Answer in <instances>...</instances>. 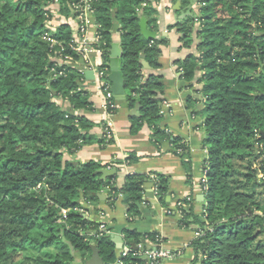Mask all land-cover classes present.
Masks as SVG:
<instances>
[{"label":"trees","instance_id":"trees-1","mask_svg":"<svg viewBox=\"0 0 264 264\" xmlns=\"http://www.w3.org/2000/svg\"><path fill=\"white\" fill-rule=\"evenodd\" d=\"M53 1L65 19L77 14L74 5L86 1L99 28L98 46L107 71L111 29L117 21L124 102L132 112L130 134L146 125L153 144L167 141L191 172L186 142L159 127L161 79L143 75V61L151 70L160 68L159 46L165 44L147 41L140 33L142 17L147 29L156 32L157 0H0V264H73V252L85 264L91 246L104 264H112L117 252L111 229L97 237L100 225L86 219L81 204L98 203L96 195L105 192L112 207L121 196L133 224L149 178L127 175L117 189L115 177L101 180L97 172L117 170L120 161L101 165L66 159L92 142L104 147L112 139L90 136L95 125L79 115L93 106L79 87L80 75L64 62V57L81 59L68 47L70 25L49 29ZM174 1L180 2L176 15H183L173 26L181 47L195 46V54L178 67L190 87L201 86L207 150L205 213L194 214L191 199L179 201L180 227L201 232L191 244L193 263L264 264V199L256 193L261 184L254 167L264 173V161L257 164L258 147L264 146V0ZM194 105L188 98L187 107ZM136 161L128 154L124 162ZM154 192L165 204L168 178L155 175ZM121 233L130 249L120 258L123 264H147L143 254L149 245L164 243L158 234H140L132 227Z\"/></svg>","mask_w":264,"mask_h":264},{"label":"crops","instance_id":"crops-1","mask_svg":"<svg viewBox=\"0 0 264 264\" xmlns=\"http://www.w3.org/2000/svg\"><path fill=\"white\" fill-rule=\"evenodd\" d=\"M177 3H179V6H177ZM154 6L156 10V32H154L156 33V40L164 41L165 44L159 46L160 68L151 70L149 67H143V75L146 77L152 74L161 79L163 94L160 96L162 103L159 127L166 130L173 137L186 142L191 165L190 175L184 168L183 161L172 152L167 141H162L159 146L153 144L150 139L151 130L146 125L136 135L130 134L129 116L132 115V112L127 109L124 97L122 101H118L113 96L114 107L117 110L113 114L106 111L105 99L98 88L97 79L98 70L103 65V57L96 52L95 47H92L87 53L86 58L73 62L70 67L80 75L79 87L88 93L89 101L93 106V111L79 113L95 125L89 131V135L100 140L105 129L103 128L104 125L111 131L110 139H112V143L102 147L96 141L92 142L83 146L73 156H66V159L74 164L94 161L101 165H109L120 161L122 164L116 166L117 170L107 168L116 171L113 177L116 179L115 187L117 189L123 186L124 178L127 175L148 177L149 180L145 186L152 183L150 194H147L148 191L145 189L143 203L140 207V216L133 224L128 223L126 207L121 201V196L117 198L112 207L107 205L105 201L107 198L105 192L101 193L104 199H98V203L88 204L82 202L81 204L83 207L81 211L84 212L86 219L98 225L104 224L111 229L110 237L113 244L115 238L112 236L120 237L121 248L118 249L114 244L117 252L115 260L120 257L122 249L127 247L124 245L121 232L128 227H132L140 234L156 233L164 240L163 248L170 253L171 257L162 264H200L199 262H192L194 252L191 244L196 239V228L194 226L181 228V216L176 209L179 201L191 199L194 214L202 216L205 213L204 183L206 168L204 162L207 158V150L203 146L204 96L199 92L201 86L192 83V87H190L191 83H187L182 79L178 67L179 63L183 62L190 54H195V46L191 48L181 47L180 35L173 28L183 17V15H176V11L180 8V2L157 0ZM49 11L53 15L54 30L62 24H69L72 34L77 32L76 21L71 20V17L69 19L62 17L58 12L56 1H53L49 6ZM118 27L117 21L114 20L111 29L108 71L106 73L108 82L110 61L111 59L120 61L121 56ZM95 32L96 27L91 26L88 29L87 37L93 39ZM202 74L200 71L197 77H201ZM188 98L195 102L194 108L187 107ZM60 103L62 106L67 107L66 102L60 101ZM198 106H201L200 110H198ZM128 154L135 156L137 161L126 164L124 161ZM155 175L168 178L169 193L165 198V204L159 201L154 192ZM73 256L76 264H82V258L78 252H73Z\"/></svg>","mask_w":264,"mask_h":264},{"label":"built area","instance_id":"built-area-1","mask_svg":"<svg viewBox=\"0 0 264 264\" xmlns=\"http://www.w3.org/2000/svg\"><path fill=\"white\" fill-rule=\"evenodd\" d=\"M81 3L83 5H81ZM81 3L73 6L77 14L74 17H71L72 18L71 20L76 21L78 30L75 34H72V39L69 42L68 47L69 49H71V51L81 56V58H86L87 53L92 49V47H95L96 52L102 56L103 51L100 48V46H98L100 45V37L98 36L99 28L92 22V11L89 9V6L86 3V1H81ZM91 26L96 27L95 36L93 39H89L87 37L88 29ZM54 27L55 25L53 22V15H52V21L49 24V29L51 32L55 31ZM44 38L50 41L51 43H55L54 40L51 39L49 34H45ZM64 62H66V64L69 66L73 63L70 57H64ZM102 66L100 67L97 73L98 88L100 89L105 99V103H106L105 108L106 111H108V109H113L115 105L112 101L113 95L111 92V84L106 79L107 69H104ZM59 75H63V73L60 72ZM103 134L106 135V138H110L111 137L110 129L106 128ZM257 155H258L257 164L261 161H264L263 145L258 147ZM254 167L257 169L256 175L258 180L260 182L264 181V173L260 171V167L257 165ZM62 213L65 216L66 211H63ZM260 215L262 214L260 213ZM262 216H264V212ZM103 235L107 236L109 235V232L107 231V227L104 224H101L99 226L97 237H101ZM195 237L196 238L201 237V232H199V230H196ZM156 247H158V249H156ZM129 252L130 249L128 247H124L120 253V257L117 260H115L112 264H123L120 258L127 256ZM143 256L148 261L147 264H162L166 259L171 257L170 253L163 248V243L161 242L154 245H149L148 249H146Z\"/></svg>","mask_w":264,"mask_h":264},{"label":"water","instance_id":"water-1","mask_svg":"<svg viewBox=\"0 0 264 264\" xmlns=\"http://www.w3.org/2000/svg\"><path fill=\"white\" fill-rule=\"evenodd\" d=\"M177 6H179V3H177ZM140 27V33L142 37L147 41H153L156 39V33L150 31L146 27V20L142 17L139 22ZM143 67H148L147 64L143 61L142 62ZM109 82L111 83V92L112 95L116 98L118 101H122L124 97V87H123V78L121 73V63L119 60L111 59L110 61V75L108 77ZM198 110L201 109V106L197 107ZM98 175H100V179L104 180L106 178H111L115 176L116 171L115 170H108V169H101L97 172ZM152 188V183H148L145 186V189L148 191L147 194H150V189ZM98 199H104V196L102 194L96 195ZM114 237V244L118 249L121 248V239L118 236H112ZM92 255L89 260L86 261L85 264H104L100 255L99 251L95 246H91Z\"/></svg>","mask_w":264,"mask_h":264},{"label":"rangeland","instance_id":"rangeland-1","mask_svg":"<svg viewBox=\"0 0 264 264\" xmlns=\"http://www.w3.org/2000/svg\"><path fill=\"white\" fill-rule=\"evenodd\" d=\"M205 115V114H204ZM258 179V178H257ZM258 184H261V186H259L258 188H257V190H256V193H257V195H258V198L260 199V200H262V202H263V199H264V181H259L258 180ZM260 239H262V242L264 243V238L262 237V238H260ZM264 245V244H263ZM73 264H76V262H74Z\"/></svg>","mask_w":264,"mask_h":264}]
</instances>
